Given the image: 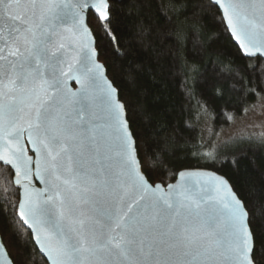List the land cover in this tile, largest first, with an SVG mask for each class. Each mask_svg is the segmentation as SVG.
<instances>
[{
  "label": "snow or ice",
  "instance_id": "snow-or-ice-1",
  "mask_svg": "<svg viewBox=\"0 0 264 264\" xmlns=\"http://www.w3.org/2000/svg\"><path fill=\"white\" fill-rule=\"evenodd\" d=\"M216 4L248 58L228 78L264 90V0ZM89 15L112 30V0H0V165L17 199L3 208L50 264H264V202L257 215L225 179L190 171L166 184L167 150L156 169L141 160Z\"/></svg>",
  "mask_w": 264,
  "mask_h": 264
},
{
  "label": "trees",
  "instance_id": "trees-1",
  "mask_svg": "<svg viewBox=\"0 0 264 264\" xmlns=\"http://www.w3.org/2000/svg\"><path fill=\"white\" fill-rule=\"evenodd\" d=\"M113 20L101 28L89 15L99 61L119 89L129 109L142 161L156 169L167 150L172 167H164L165 183L186 169H206L223 175L236 194L251 207L264 202V142L238 139L208 155L202 143L204 114L215 128L228 126L264 90L250 94L248 86L227 76L230 66L242 67L241 57L222 14L210 0H112ZM264 63V60H261ZM243 75V74H242ZM155 157V159H154ZM11 169L0 165V235L14 264H47L30 232L11 205ZM160 172H154L159 180Z\"/></svg>",
  "mask_w": 264,
  "mask_h": 264
},
{
  "label": "rangeland",
  "instance_id": "rangeland-1",
  "mask_svg": "<svg viewBox=\"0 0 264 264\" xmlns=\"http://www.w3.org/2000/svg\"><path fill=\"white\" fill-rule=\"evenodd\" d=\"M201 135L208 155H215L224 145L238 139L264 142V96L259 95L241 115L233 117L222 128H215L210 117L204 114Z\"/></svg>",
  "mask_w": 264,
  "mask_h": 264
},
{
  "label": "water",
  "instance_id": "water-1",
  "mask_svg": "<svg viewBox=\"0 0 264 264\" xmlns=\"http://www.w3.org/2000/svg\"><path fill=\"white\" fill-rule=\"evenodd\" d=\"M210 2H211L214 6H216V7L218 8V10H219L220 13L222 14V18H223V20H224V17H223V10L220 9V8L217 6V4H216V0H210ZM88 20H89V17H88ZM224 23H225V25H226V28H227V30H228V32H229V34H230V36H231L233 42L235 43V45H236V46L238 47V49H239V46H238L236 40L232 37V35H231V31L228 29L225 20H224ZM91 35L94 36L92 30H91ZM94 48H95V51H96V53H97V57H96L97 62H98L100 65H102L103 69L106 70V79L112 83V81H111L110 78L108 77V72H107L106 67L104 66L103 63H101V62L99 61V53H98V51H97V43H96V39H95V37H94ZM239 50H240V49H239ZM262 59L264 60V58H262ZM112 84H113V83H112ZM113 85H114V84H113ZM69 87H70V89H71L72 91H76V90H78V88H79V84H77V83L75 82V80H70V81H69ZM28 154H29L30 156H33V157L35 156V153H33L31 150H29ZM3 166L8 167L7 165H3ZM8 168H9V167H8ZM182 171H190V172H192V174H193V178H196V179L202 180V181H204V182H210L212 176H217V177L223 178V179H225L226 182L230 185L231 190L236 194V192L234 191V189H233L232 185L230 184V182H229V181H228L223 175H221V174H219V173H217V172H215V171H212V170H206V169H186V170H182ZM177 182H178V176H177L176 180H175L174 182H172L171 184H175V183H177ZM33 184H34V186H35L37 189H41V188H43V184H42L37 178H35V177H33ZM20 191L22 192V189H21ZM21 223H22V222H21ZM24 227L27 229V226H24ZM28 231L30 232L31 230H28ZM0 237H1V235H0ZM33 242H34V244H35V241H34V240H33ZM3 244H4V242H3ZM35 246H36V248H37V245H36V244H35ZM39 253H40V252H39ZM40 255H41V254H40ZM41 256L45 259V261L47 262V264H50V260H49V258H47L46 256H43V255H41ZM0 264H14L13 261H12V259H11V257H10V255H9V253H8V251H7V249H6V247H5V245H4V247H0Z\"/></svg>",
  "mask_w": 264,
  "mask_h": 264
}]
</instances>
